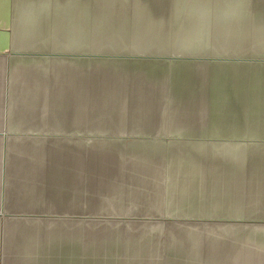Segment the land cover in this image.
<instances>
[{
  "label": "crops",
  "instance_id": "crops-1",
  "mask_svg": "<svg viewBox=\"0 0 264 264\" xmlns=\"http://www.w3.org/2000/svg\"><path fill=\"white\" fill-rule=\"evenodd\" d=\"M63 6L76 18L77 11L90 8L91 0H63ZM59 7V0H0V264H87L81 255L77 260L80 247L77 250L75 245V228L66 231L59 224L77 220L75 214L88 215L79 220H93L96 217L92 213L96 210L104 215L102 219H119L118 215L180 216L202 204L195 199H167L171 190L180 195L188 185L177 187L175 181H169L164 188L153 186L149 180L158 177L150 172L157 169L151 167L149 159L123 154L115 144H110L111 150L93 151L91 140L96 127H109L111 132L118 133L124 126H145L148 132H160L176 124L179 116L176 109L167 113L162 105L145 100L147 87L134 82L116 89L111 85L102 89V84L98 85L100 92L107 96H100L98 103H93L92 71L90 63L87 66L85 63L91 62L90 50L86 49L88 27L78 24L86 40L82 45L76 47L74 39V43H66L67 47L61 48L59 34L63 24L54 14V8ZM263 73L264 67L260 70L261 143L258 152H252L251 144H244L241 152L244 189L251 190L254 169L258 172L257 204L261 209H264ZM177 98L176 101L180 100ZM250 99V93L243 97L244 103ZM186 116L188 123L197 119ZM250 119L244 117L243 123ZM124 130L138 131L137 128ZM179 155L169 162L170 173H178L181 165L187 171L196 172L197 164H189L178 158ZM106 157L114 158L107 161ZM140 178L146 179L148 185H131ZM119 180L127 184H105ZM93 181L100 184L95 187L98 191L93 192L92 186H97ZM193 193L200 195L201 192ZM246 202H249L247 198ZM232 203L230 198L213 204ZM47 221L50 222L45 224ZM243 230V233L230 228L215 231L210 244L206 239L193 237L189 230H179L182 234L178 238L165 233L170 237L165 241L172 251L163 252L172 254L163 256L158 264H166L167 260L174 264H264V227L258 232ZM115 235L125 236L119 233L108 236ZM126 241L105 245L106 252L133 251L128 248L132 244ZM88 243L84 248L91 252L93 247ZM120 245L126 249H120ZM142 246L133 247L136 251ZM152 246L158 245L154 242L148 245ZM110 261V264H119Z\"/></svg>",
  "mask_w": 264,
  "mask_h": 264
},
{
  "label": "rangeland",
  "instance_id": "rangeland-1",
  "mask_svg": "<svg viewBox=\"0 0 264 264\" xmlns=\"http://www.w3.org/2000/svg\"><path fill=\"white\" fill-rule=\"evenodd\" d=\"M59 4L54 14L63 24L59 34L61 48L74 43V39L76 47L82 45L86 40L78 24L88 27L86 49L90 50L91 62L85 63L86 66L90 63L92 71L93 103H98L100 96H107L98 85L102 84V89L110 85L116 89L134 82L147 87L145 100L162 105L167 113L176 109L179 116L176 124L160 132H148L145 126H124L118 133L111 132L109 127H96L92 132L93 151L111 150L110 144H115L123 154L149 159L151 167L157 169L150 172L158 177L149 180L153 186L164 188L169 181H175L177 187L188 185L181 196L171 190L167 199L180 197L202 202L192 212L180 216L118 215L119 219H102L104 215L96 210L92 213L96 217L93 220H79L88 215L75 214L77 220L59 224L66 231L75 228V245L77 250L80 247L77 260L81 255L87 264H110V260L119 264H158L163 256L172 254L163 252L170 250L165 241L170 238L168 233L178 238L182 234L179 230H189L193 237L206 239L210 244L215 231L230 228L243 233L247 228L258 232L264 227L261 214L264 209L257 204L258 172L253 169L251 190H245L241 154L244 144H251L255 153L261 143L259 97L260 70L264 67V0H91L90 8L77 11L76 18L63 6V0ZM74 26L77 31L73 30ZM249 93L251 99L244 103L243 97ZM186 115L197 119L188 123ZM218 117L224 120L217 121ZM244 117L251 119L244 124ZM129 128L138 131L124 130ZM113 135L118 139L112 138ZM178 154V158L189 164H197L196 172L181 165L178 173L171 174L169 162ZM106 183L107 186L127 184L121 180ZM93 185H97L92 186L93 192L98 191L95 187L100 184L93 181ZM131 185L148 183L140 178ZM196 191L200 195H194ZM230 198L234 204H213ZM246 198L250 203L245 204ZM118 233L125 236H108ZM121 240H127L131 247L144 246L136 247V251L128 247L131 252H106L105 245L121 244ZM87 241L93 247L91 252L84 248ZM153 242L158 246L148 247ZM166 264L174 263L167 260Z\"/></svg>",
  "mask_w": 264,
  "mask_h": 264
}]
</instances>
